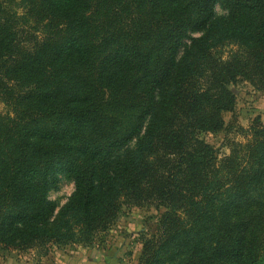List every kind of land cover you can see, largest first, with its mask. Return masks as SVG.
Here are the masks:
<instances>
[{
    "label": "trees",
    "instance_id": "obj_1",
    "mask_svg": "<svg viewBox=\"0 0 264 264\" xmlns=\"http://www.w3.org/2000/svg\"><path fill=\"white\" fill-rule=\"evenodd\" d=\"M239 81L264 90V0H0V249L92 244L154 205L141 264H260L264 122L224 155L202 137Z\"/></svg>",
    "mask_w": 264,
    "mask_h": 264
},
{
    "label": "rangeland",
    "instance_id": "obj_2",
    "mask_svg": "<svg viewBox=\"0 0 264 264\" xmlns=\"http://www.w3.org/2000/svg\"><path fill=\"white\" fill-rule=\"evenodd\" d=\"M217 12L224 11L217 6ZM233 88L237 94V102L232 111L224 113L226 129L216 133H202V137L220 155L230 152V139L240 137L237 133L238 125L249 127L258 116L264 122V90H256L246 81H239ZM7 111L8 108L0 99V112ZM74 190V181L64 172H59L48 193V198L57 206L56 212L68 202ZM165 211V207L157 208L154 205L126 206L112 227L99 235L92 244L54 245L27 250L1 248L0 264H69L65 258L74 254L83 257L81 264H98L95 260L97 254L105 264H141L144 244L157 233L158 219ZM260 264H264V251Z\"/></svg>",
    "mask_w": 264,
    "mask_h": 264
},
{
    "label": "crops",
    "instance_id": "obj_3",
    "mask_svg": "<svg viewBox=\"0 0 264 264\" xmlns=\"http://www.w3.org/2000/svg\"><path fill=\"white\" fill-rule=\"evenodd\" d=\"M98 255L99 254L96 255L97 258L95 257L96 262H98V264H105V263L101 262ZM111 256H114V254L111 253ZM82 260H84L83 257H81L77 254L69 255L67 258H65L66 263H69V264H81Z\"/></svg>",
    "mask_w": 264,
    "mask_h": 264
}]
</instances>
